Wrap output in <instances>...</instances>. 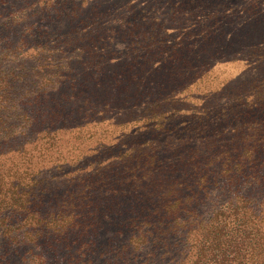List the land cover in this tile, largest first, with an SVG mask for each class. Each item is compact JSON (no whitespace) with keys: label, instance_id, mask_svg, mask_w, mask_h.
<instances>
[{"label":"trees","instance_id":"trees-1","mask_svg":"<svg viewBox=\"0 0 264 264\" xmlns=\"http://www.w3.org/2000/svg\"><path fill=\"white\" fill-rule=\"evenodd\" d=\"M0 264H264V0H0Z\"/></svg>","mask_w":264,"mask_h":264}]
</instances>
